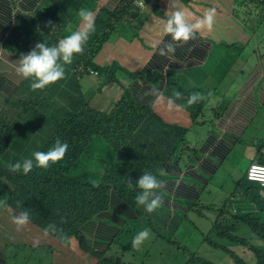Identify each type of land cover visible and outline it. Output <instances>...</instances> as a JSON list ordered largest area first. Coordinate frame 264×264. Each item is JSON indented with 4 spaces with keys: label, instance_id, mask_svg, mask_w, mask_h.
<instances>
[{
    "label": "trees",
    "instance_id": "trees-1",
    "mask_svg": "<svg viewBox=\"0 0 264 264\" xmlns=\"http://www.w3.org/2000/svg\"><path fill=\"white\" fill-rule=\"evenodd\" d=\"M95 0H53L54 6L64 10L71 2L83 6H90ZM134 0H127L126 5L118 12L103 8L98 19L89 17L82 27L81 39L91 41L88 53L83 58L86 65L99 69L102 73H113L117 63L101 67L93 59L101 50L103 44L117 36L127 33L120 28V17L128 14L139 17L140 10L133 4ZM235 16L252 28V19L248 10L240 11L234 7ZM46 28V18L42 20ZM77 25H66L62 29L56 28L52 33L46 28L45 35L38 38L36 49L30 54L36 60H45L50 51L63 52L70 36L76 32ZM98 29V33H97ZM136 35V33H134ZM169 35L175 41L183 42L178 31L170 29ZM187 62L194 61L196 50L186 47L180 52ZM82 60V59H81ZM80 61V60H79ZM156 63H166L167 56H156ZM77 68V67H76ZM40 77L48 75L42 70ZM126 75L130 72L123 69ZM167 77L161 72L140 70L132 72L134 77H147L154 81L168 80L169 87L178 84L171 79V72L165 70ZM129 77V78H130ZM35 71L32 70L15 95L18 98L7 102L4 117L0 121V217L15 215L13 211L2 214L4 207H15L20 203L21 208H29L34 215L35 222L43 230L59 238L64 256L75 257L76 246L79 241L84 249L93 252L87 245L83 227L91 220L101 218L105 212L114 207L125 209L130 207L137 215L141 210L135 202L137 191H143L155 186L161 190H168L169 179L165 172H149L163 170V163L172 155L171 148H163L164 143H171L180 137L187 140L188 128L177 124H169L152 107L135 100L131 92L125 89L128 96L123 97L116 107L109 112L95 110L88 100L81 95L75 98L73 92L51 86L47 81L35 83ZM111 80H115L112 75ZM40 90H45L40 93ZM191 118L196 119L203 109V103L197 99L190 101ZM29 109L39 114L43 119L55 123V131L46 140H39L33 146L25 143L14 145L17 138L16 129L21 125L13 123L14 118H25ZM27 137V136H25ZM57 139H65L70 143V152L57 145ZM47 142V143H46ZM46 144V147H43ZM31 153V157L21 161L22 154ZM123 152H130L135 160L122 157ZM64 162L58 163V158ZM92 159L96 163L93 166ZM264 161V159H263ZM160 164H162L160 166ZM245 177V176H244ZM246 197H252L259 212H249L243 207ZM199 199V198H198ZM199 220H207L208 215L200 210L198 202H188ZM216 218L213 224L207 223V231L203 233L204 241L212 248L226 252V259L221 264H264V250L258 243L264 242V198L260 196L258 184L250 183L246 177L236 185L228 200L222 206L217 204L210 208ZM199 210L198 212H196ZM133 223L140 226L137 218L129 212ZM122 218L130 223L126 217ZM197 226V222H193ZM9 223L0 224V264L7 259L19 257L28 262L34 255L48 254L51 245L29 254L23 247H16L7 242L6 227ZM134 228L130 231V236ZM73 237L77 242L70 240ZM125 243V242H124ZM61 247V248H60ZM250 250L247 261L240 256L245 249ZM179 252V248H177ZM99 258L98 264L110 263L112 254L93 252ZM47 256V255H41ZM176 257L180 258L178 254ZM199 264H217L205 257L198 256ZM154 260L152 259V264ZM58 264V263H51ZM61 264H79L63 262ZM187 264V263H186Z\"/></svg>",
    "mask_w": 264,
    "mask_h": 264
},
{
    "label": "crops",
    "instance_id": "crops-1",
    "mask_svg": "<svg viewBox=\"0 0 264 264\" xmlns=\"http://www.w3.org/2000/svg\"><path fill=\"white\" fill-rule=\"evenodd\" d=\"M53 0H0V121L5 118L4 112L7 102L20 96L15 95L19 87L27 82L24 72L29 70L36 62L33 55L21 57L22 52L33 46L39 37L45 35L46 28L51 33L56 29H62L68 25L66 18H46V28L42 20L41 9ZM127 0H95L92 4L97 9L103 6L114 12H118L126 5ZM142 6L140 16L128 14L119 18V26L126 30V37L117 38L105 44L96 58L100 65L118 63L114 69L115 76H119L123 69L130 72L126 78L111 80V73L100 75H85L71 70L66 79L58 85L59 89L73 92L75 98L80 95L88 100L92 107L99 112H109L116 107L123 97L128 96V89L136 101L148 105L169 124H177L187 127L191 121L189 107L190 101L197 99L203 103L202 113L207 108H212V125H215L217 116L220 120L219 129L230 131L237 135H249L257 137V154L254 160H263L264 154L259 150L264 148V141L260 139L264 135V0H139ZM77 3V2H71ZM134 4V1H133ZM54 5V4H53ZM91 5V6H92ZM234 7L238 10H248L252 19V28L235 16ZM212 16V19H209ZM185 24L196 29L194 37L184 47L183 42L175 41L169 35L170 29L179 30ZM79 25L84 26L85 21L80 20ZM200 27V28H199ZM199 28V32L197 29ZM148 31V33L146 32ZM133 33L137 35L133 36ZM147 33V35H146ZM146 44L151 48L150 53L142 57L140 48ZM186 47L195 49L194 61L187 62L180 52H185ZM165 54L166 63H156V56ZM239 58L243 68H239L232 76L231 83L224 92L227 103L221 113L217 114L214 102L199 91L200 83L212 79L215 71L224 63L234 67ZM112 64V63H111ZM110 65V64H109ZM144 70L161 72L165 77V70L171 72V79H176L178 84L169 87L168 80L154 81L141 76L129 78L132 72ZM102 82L98 86L96 79ZM240 85L237 87V83ZM183 100L177 96V92ZM252 128V130H251ZM187 138V136H186ZM237 143L235 137L226 135L217 136L214 131L210 134L208 145L205 148L207 157H197L205 175L193 164L196 161H185L184 167L177 162V158L170 155L165 164L166 174L169 179L168 190H161L157 200L160 220L164 225L172 223L182 229L186 220L195 222L190 216L194 213L187 208L188 202H196L200 195V185L208 183L219 169L216 160L210 155H216L223 161ZM247 146L246 148H250ZM253 161V160H252ZM251 161V162H252ZM186 162L189 165H186ZM250 162V163H251ZM249 163V164H250ZM185 176L192 180H183ZM222 181L220 186L223 185ZM215 205L214 203H212ZM114 213H107L97 219L90 220L83 230L88 237L95 240L97 248L105 251L116 243L131 240V229L138 228L129 216L131 212L138 220V215L130 208L114 207ZM14 207L5 206L2 212L13 211ZM249 212H259L257 204ZM185 214L186 216H184ZM122 216H126L131 222L127 223ZM12 215H2L1 223H9L6 227L7 242L14 246L23 247L29 254L51 245L53 248L48 254H55V262L79 264H97V259L87 253L80 245L76 246L75 257L64 256L61 249L62 242L43 228L31 224L19 227L11 219ZM181 233V232H180ZM70 240L77 242L73 237ZM61 248V247H60ZM143 247L139 248L141 250ZM137 250V251H138ZM173 255L180 254L175 247ZM160 262V257H155Z\"/></svg>",
    "mask_w": 264,
    "mask_h": 264
},
{
    "label": "rangeland",
    "instance_id": "rangeland-1",
    "mask_svg": "<svg viewBox=\"0 0 264 264\" xmlns=\"http://www.w3.org/2000/svg\"><path fill=\"white\" fill-rule=\"evenodd\" d=\"M60 14V8H50L44 11L43 18L49 16H55ZM148 33V31L146 30ZM146 33V35H147ZM146 37L144 39V46L140 48L142 57L139 58V65L142 64L144 57H146L151 48L146 44ZM239 68H243L239 58L236 59L234 67L226 66L224 63L215 71L213 78L206 80L205 83H200L199 91L201 95H206L210 99V103L214 102L217 109V114L221 113L223 106L227 103L224 98V92L228 85L231 83L232 76L235 75ZM76 69V67L74 68ZM38 74H42V69L37 67ZM99 86L102 80L99 77L94 76ZM132 78V77H130ZM240 82L237 83V87ZM40 93H44L45 90H40ZM177 96L183 100L180 92H177ZM215 111L212 108H207L201 113L196 119L191 118V121L187 125V140L179 139L172 141L171 143H164L163 148H171L173 157L179 158L183 161H196L197 157L205 158L208 154L205 148L208 145V139L210 134L214 131L215 135L228 137H235L237 143L233 146L228 156L221 161L217 159L216 155H210L211 158L215 159L219 165L217 173L210 181L200 185L199 195V208L208 215L207 220H199V218L191 213L190 216L195 218L197 226L190 220H187L186 225L181 229L182 222L179 226H175L172 223L170 226L164 225L160 220L158 210L151 209L150 211L139 210V222L140 227L137 230L132 231V240L125 243L114 245L112 250V258L110 263L106 264H152V259L160 257V262L164 264H199L197 260L198 256L205 257L209 260L221 264L226 259V252L221 249L212 248L208 243L204 241L203 233L207 231L206 224L210 222L213 224L216 214L210 209L211 203L222 206L228 200L230 193L233 189H236V185L243 180L247 171L249 163L255 159L257 154V137H251L249 135H237L230 131H224L219 129L218 124L220 115L217 116L215 125H212L211 119ZM264 117V116H263ZM13 123L21 124L16 129L17 138L21 141L16 140L14 145L21 144L22 142L29 146H33L35 142L39 140H46L52 136L55 131V123L49 122L43 119L32 109H29L28 114L25 118H14ZM252 130V128H251ZM27 136V137H25ZM264 141V135L260 137ZM47 143V142H46ZM46 144H44L43 147ZM251 146L250 148H246ZM24 161L31 157V153L27 152L21 155ZM122 157L127 160H135V157L130 152H123ZM197 164H193L196 168L200 169V173L205 175L204 169L201 167L199 161ZM93 166H96L94 159H92ZM186 165H189L186 162ZM183 180H192L190 177L185 176ZM223 185L220 186V182ZM255 205V201L252 197H246L243 202V207L252 209ZM197 210L196 212H198ZM251 243H258L264 250V242L261 240H250ZM144 246L141 250L137 249ZM175 247L179 248V253L182 255L180 258L173 255L172 249ZM244 254H240L242 258L249 261L250 250L247 248L243 251ZM55 254L41 256L34 255V259H29L28 262H24L19 257H13L7 259L4 264H51L55 262ZM61 264V263H58Z\"/></svg>",
    "mask_w": 264,
    "mask_h": 264
},
{
    "label": "clouds",
    "instance_id": "clouds-1",
    "mask_svg": "<svg viewBox=\"0 0 264 264\" xmlns=\"http://www.w3.org/2000/svg\"><path fill=\"white\" fill-rule=\"evenodd\" d=\"M134 5L139 10H140V8L138 6H140V7L142 6V4L140 3L139 0H134ZM53 7H57L59 10L61 5L60 6H54L53 2L50 1L45 6H43L41 11L44 14V11H46L50 8H53ZM103 8H108V7L103 6L102 8L97 9L93 5L92 6L91 5L90 6H83L79 3H72V4H68L64 10H62L60 8V14L59 15L49 16V17H57L59 19L66 18L68 20V24L77 25L78 28H77L76 32L70 36L68 43L65 45L66 50L64 52L61 49H58V51H56V52L51 50L48 58L45 60H36V62L31 66V68L24 72V77L27 78L28 74L32 70H34L35 71V78L33 81L35 83H37L40 80H43V81H47L49 83V85L55 87V86H58L59 84H61L66 79V75L71 70L73 71L74 74L80 73V74H85V75H100L101 72L99 69H96L90 65H86L85 60L83 59L85 57V55L88 53L91 42L95 38H93L91 41L90 40L85 41V40L80 38L82 33H83V30H82L83 26L79 25V21L84 20L86 23V21L89 19V17H95L98 19L99 14ZM209 19H212V16ZM199 28L197 29L198 32H199ZM194 31H196V29L194 27H192L191 25L185 24L183 26V28L178 30V33L182 38H186L187 40L190 41L195 36ZM97 33H98V29H97ZM126 36H127L126 32L124 34H117V36L115 38L105 42L103 44L101 50L98 52V54L93 59V62L96 63L98 66H101V67H107V66H111L113 63H117V62L113 61V62H111L112 64L107 63L104 65H100L96 62V58L100 54L102 49L104 48L105 44H107L108 42H111L117 38L126 37ZM133 36H135L134 33H133ZM37 44H38V39L33 46L29 47V49L22 52V54H20V56L21 57L29 56L36 49ZM37 67H39L42 70L48 71V75L45 77H40V75L38 74ZM75 67H77V68L74 69ZM114 72L112 73V75L115 77V79L127 77V75L124 72H121L119 76H115ZM90 105H91V103H90ZM57 145L66 148L68 153L70 152V143L67 140L57 139ZM261 149L262 148H260V150H259L260 152H261ZM259 161H263V160H259ZM61 162H64V159H61L59 157L58 163H61ZM177 162H179L181 164V166L184 167L185 161L177 158ZM164 164L165 163H163V165ZM161 165L162 164H160V166ZM157 171H163L166 173L165 168H163V170H150L149 172H157ZM246 173H247V171H246ZM246 173H245V177H246ZM248 182L257 184L255 182H251V181H248ZM160 192H161V189H159L155 186L149 187L143 191H137L136 199H135L136 205L143 211H150L151 209H154V210L158 209L159 201L157 200V198H158V195ZM259 193H260V196L262 198H264V195L260 191V187H259ZM196 202H198V204H199V199ZM187 208L190 209V207L188 205H187ZM110 210H112V208ZM13 212H15V215L13 216L12 221L14 222L15 225H17L19 227H24L25 224H31V225H34L36 227L42 228V226L38 225L35 222L33 212L29 208H21L20 203H18L13 208ZM109 212L112 214L111 211H108L107 213H109ZM183 215L186 216L185 214H183ZM187 220H190V219H187ZM187 220H186V223H187ZM138 221H139V215H138ZM186 223H185V225H186ZM139 227L135 228L134 230L139 229ZM180 232H181V229H180ZM83 233L86 236V241H87L88 247L93 252L101 253L104 256H106V254H112L111 244L109 245V248L107 250L102 251L95 246V244H94L95 240L93 238L88 237L85 234L84 230H83ZM131 240H132V236H131ZM120 243H124V242H120ZM120 243L115 242L116 245H118ZM16 247H18V246H16ZM81 247L83 248V246H81ZM141 247H144V246H141ZM141 247H139V248H141ZM84 250L97 259V264L99 263V258L97 257V255H95L93 252L88 251L86 249H84ZM177 255L178 254H176L174 256H177ZM179 255L182 256L181 254H179ZM153 260H154L153 264H164L162 262H157V260L155 258H153Z\"/></svg>",
    "mask_w": 264,
    "mask_h": 264
},
{
    "label": "built area",
    "instance_id": "built-area-1",
    "mask_svg": "<svg viewBox=\"0 0 264 264\" xmlns=\"http://www.w3.org/2000/svg\"><path fill=\"white\" fill-rule=\"evenodd\" d=\"M166 74V72H165ZM264 154V148L261 149ZM246 178L248 181L255 182L259 185L261 193L264 195V162L254 160L247 169Z\"/></svg>",
    "mask_w": 264,
    "mask_h": 264
}]
</instances>
